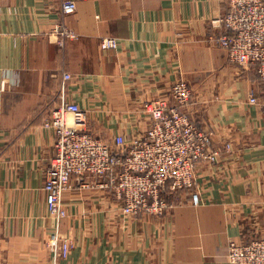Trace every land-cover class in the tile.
<instances>
[{
  "label": "crops",
  "instance_id": "crops-1",
  "mask_svg": "<svg viewBox=\"0 0 264 264\" xmlns=\"http://www.w3.org/2000/svg\"><path fill=\"white\" fill-rule=\"evenodd\" d=\"M62 1L0 0V264H231L229 240L264 236V108L249 102L262 88L255 65L231 62L213 39L221 30L210 21L226 0H76L66 16ZM60 21L76 34L63 48ZM105 36L118 46L102 47ZM180 79L192 90L189 118L212 146L230 144L197 166L199 204L176 191L162 216H127L112 189L74 176L67 215L50 216L49 112L75 102L91 134L130 140L149 126L142 104ZM56 236L73 244L65 260L48 247Z\"/></svg>",
  "mask_w": 264,
  "mask_h": 264
},
{
  "label": "built area",
  "instance_id": "built-area-1",
  "mask_svg": "<svg viewBox=\"0 0 264 264\" xmlns=\"http://www.w3.org/2000/svg\"><path fill=\"white\" fill-rule=\"evenodd\" d=\"M225 12L210 21L221 32L213 37L225 49L231 62L240 66L255 65L262 85L258 96L249 102L264 108V0H226ZM76 0H63L62 16L73 13ZM53 34L63 48L76 37L63 21L55 24ZM104 48H116L118 39L101 38ZM63 80L71 79L67 72ZM191 87L183 80L175 81L168 94L142 104L150 116L147 129L126 140L122 135L105 141L86 130L87 113L75 102H65L52 109L43 122L54 132V155L45 172L43 190L46 208L53 218L67 215L63 194L71 188L74 176L87 178L80 185L110 188L127 216L146 214L162 216L170 207L169 192L188 191L193 205L199 195L193 191L197 166L213 164L223 151L212 146L211 132L198 127L183 108L191 98ZM97 178L98 183L87 181ZM55 260L67 259L73 244L68 237L56 236L48 242ZM227 259L231 264H264V236L246 242L231 239Z\"/></svg>",
  "mask_w": 264,
  "mask_h": 264
},
{
  "label": "trees",
  "instance_id": "trees-1",
  "mask_svg": "<svg viewBox=\"0 0 264 264\" xmlns=\"http://www.w3.org/2000/svg\"><path fill=\"white\" fill-rule=\"evenodd\" d=\"M166 194H167V197L169 198V196H171L172 194H174V192L173 193L172 192H169V190L166 189Z\"/></svg>",
  "mask_w": 264,
  "mask_h": 264
}]
</instances>
